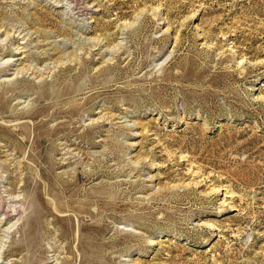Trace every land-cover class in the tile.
Returning a JSON list of instances; mask_svg holds the SVG:
<instances>
[{"label": "rangeland", "instance_id": "1", "mask_svg": "<svg viewBox=\"0 0 264 264\" xmlns=\"http://www.w3.org/2000/svg\"><path fill=\"white\" fill-rule=\"evenodd\" d=\"M0 264H264V0H0Z\"/></svg>", "mask_w": 264, "mask_h": 264}, {"label": "bare ground", "instance_id": "2", "mask_svg": "<svg viewBox=\"0 0 264 264\" xmlns=\"http://www.w3.org/2000/svg\"><path fill=\"white\" fill-rule=\"evenodd\" d=\"M108 38V37H107ZM3 69V68H2ZM6 99V98H5ZM43 107L45 108V106L43 105ZM43 107L42 108H40V110H41V112L43 111ZM13 117H15V119H16V117L17 116H13ZM18 118V117H17ZM2 202V201H1ZM22 209V208H21ZM16 213V212H15ZM6 214H8V213H6ZM6 214H4L5 215V218H8V216H6ZM13 214V213H12ZM19 217V216H18ZM33 226V225H32ZM30 231V230H29ZM67 235V234H66ZM31 236V235H30ZM30 238V237H29ZM24 240H25V238H24ZM96 243V242H95ZM16 245V244H15ZM96 245V244H95ZM65 247V246H64ZM96 247V246H95ZM68 248V247H67ZM11 251V250H10ZM15 251V250H14Z\"/></svg>", "mask_w": 264, "mask_h": 264}]
</instances>
